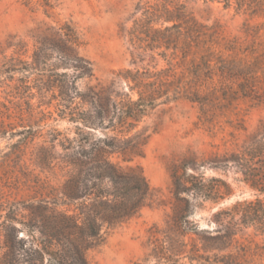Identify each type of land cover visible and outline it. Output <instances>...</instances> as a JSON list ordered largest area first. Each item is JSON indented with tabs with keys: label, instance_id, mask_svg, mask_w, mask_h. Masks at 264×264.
I'll use <instances>...</instances> for the list:
<instances>
[{
	"label": "rangeland",
	"instance_id": "1",
	"mask_svg": "<svg viewBox=\"0 0 264 264\" xmlns=\"http://www.w3.org/2000/svg\"><path fill=\"white\" fill-rule=\"evenodd\" d=\"M67 26L92 78L53 51ZM77 76L81 93L142 97L136 131L149 136L133 165L152 200L88 264H264V236L241 217L231 241L216 239L217 222L257 196L235 161L264 135V0H0V230L17 219L27 237V207L44 181L56 186L59 145L76 132L58 104ZM183 169L203 182L179 203L171 173Z\"/></svg>",
	"mask_w": 264,
	"mask_h": 264
},
{
	"label": "trees",
	"instance_id": "2",
	"mask_svg": "<svg viewBox=\"0 0 264 264\" xmlns=\"http://www.w3.org/2000/svg\"><path fill=\"white\" fill-rule=\"evenodd\" d=\"M179 7L185 9L184 5ZM56 35L60 45H54L53 51L72 62L80 77L92 78L91 63L77 52L82 44L77 32L67 26L59 28ZM80 77L73 82L74 95L58 104L76 132L73 139L64 138L59 145L62 152L53 166L56 186L44 181L46 189L38 205L27 207L29 221L21 223L28 228L27 237H20L17 219L8 218L3 223L0 264H88L86 252L139 215L152 200L142 169L133 165L149 139L145 132L136 131L147 112L143 98L117 101L99 86L81 93L76 87ZM66 87L61 84L58 88L64 91ZM237 158L244 182L257 196L237 203L236 211L227 212V221L217 222L220 230L216 239L220 241L234 238L237 217L264 236V135ZM171 180L179 203L189 192L198 196V184L203 182L195 175L187 176L186 169L172 171Z\"/></svg>",
	"mask_w": 264,
	"mask_h": 264
}]
</instances>
